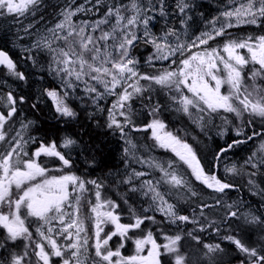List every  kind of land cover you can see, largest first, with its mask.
Instances as JSON below:
<instances>
[{
  "label": "snow or ice",
  "instance_id": "snow-or-ice-1",
  "mask_svg": "<svg viewBox=\"0 0 264 264\" xmlns=\"http://www.w3.org/2000/svg\"><path fill=\"white\" fill-rule=\"evenodd\" d=\"M47 7L45 0H0V18H12L16 40L30 38V44L20 45L25 62L37 65L34 51L50 56L49 71L59 77L61 87L46 88L40 96L52 101L57 123H76L80 113L69 101L86 98L90 105L81 107L88 124L59 143L46 142L33 134L39 132L38 122L23 115L20 106L27 98L11 90L0 93V264H264V35L240 37L229 31L241 25L264 28V0H229L191 40L192 0H176L184 40L167 23L165 0H85L79 5L64 0L52 6L59 9L52 26L41 14ZM82 12L100 15L74 20ZM152 13L165 19L159 34L151 27L156 20ZM141 43L153 49L144 62L148 67L177 56L179 62L172 59L169 67L142 73L133 55ZM0 67L14 80L27 81L2 49ZM81 83L83 97L75 95ZM161 92L168 98L165 104L158 99ZM110 96L116 99L105 109L100 101ZM39 104L37 97L31 108L39 112ZM169 110L187 117L198 132L169 130L164 119ZM105 111L101 123L97 115ZM134 132H150L153 143H137ZM213 132L220 139L231 132L233 138L205 155L208 146L201 136L210 140ZM109 137L123 144V173L109 170L94 179L77 175L73 152L79 149L76 154L94 169L103 163L97 153L104 152ZM249 143L255 147L243 162L224 164V178L212 171ZM141 148L172 155L166 160L145 157ZM133 163L144 170L132 168ZM229 176L246 179L252 194L261 197L260 209L252 210L242 199L229 202L228 191L240 190ZM109 187L127 206L128 223L121 222L119 201L104 196ZM93 190L95 203L88 200L90 215L85 216L82 202ZM106 225L112 230L105 231ZM153 229L163 235L164 244L157 243ZM205 233H214L217 242H205ZM253 233L254 240L249 238ZM113 237H119L115 249L109 246ZM129 240L134 253L122 255ZM186 240L194 242L187 246L195 251H183Z\"/></svg>",
  "mask_w": 264,
  "mask_h": 264
},
{
  "label": "trees",
  "instance_id": "trees-1",
  "mask_svg": "<svg viewBox=\"0 0 264 264\" xmlns=\"http://www.w3.org/2000/svg\"><path fill=\"white\" fill-rule=\"evenodd\" d=\"M64 4V0H45V4L49 5L46 9H42L41 14H43L46 17V22L51 21L55 17V12L59 11V9H55L52 7L56 4ZM165 3L167 5V23L169 26L177 27L179 23V17H178V11H176V0H165ZM195 8L192 10V21L194 22L193 27L195 29H200L201 25L204 24L206 21L212 20L213 17L218 16L219 12L223 10L225 6L229 4V0H205V1H196ZM202 14V15H201ZM156 15L155 24L153 26V29L156 33H159L161 31V28L163 27L165 23V19L161 18L158 14ZM36 19H39V14L36 17ZM9 22L12 23L10 19L5 20L3 18H0V49L7 51L10 57L18 63V70L23 71L27 75V81H18L14 80L13 78L6 75V70L0 67V91L3 94H6L8 91H14L19 97L20 95H23L27 98L28 103L25 105H22L20 107L23 108V115L29 119V120H35L37 121V112L34 111L31 108V104L36 102L37 97H40V103L43 102V111L42 112H48L47 116L51 111H49V107L46 105L48 100L46 96H40V93L46 89V88H57L56 85L52 84L51 76L48 75V61L46 60V57L42 53L33 52V55L36 57V60L38 61L37 65L33 67L32 61L28 60L25 62L22 59V53L21 50H19L17 47L13 46V38H14V32L11 30L9 31V26L7 25ZM197 23V24H196ZM237 32V33H236ZM236 36L240 37H246L249 35L256 36V35H264V28H258L257 26H249V27H243L235 30ZM150 53V47L143 45L142 43L137 46L133 50V54L136 55L140 60V68L139 70L142 73H156L159 70L166 68L165 66H160L157 63L154 64L153 67H148L144 64V57L149 55ZM42 69V70H41ZM145 83V82H141ZM107 99V100H106ZM104 101L105 105L103 103H100L102 106L104 105L105 109L111 106L114 98L109 97L106 98ZM158 99L160 100L161 104H165L168 102V99L164 97V93L161 92L158 96ZM83 101H87L86 99L80 100V99H72L69 101V103L78 111L80 112L79 120L73 124V130H70V127L68 129L67 125H64L63 123H57V121L54 119V131L56 128V131L59 130V134L57 135V141H59L62 136L65 134H72L75 135L78 130L79 126L82 124H88L85 120V111L82 109L81 105L84 104ZM138 101V100H137ZM103 102V101H101ZM138 108L140 107V102L138 101ZM90 105V103H89ZM89 111H92L93 109L90 107L87 109ZM107 116V111H106ZM54 117V116H53ZM97 119H99V114L97 115ZM165 119V117H164ZM142 121L139 120L138 125ZM89 128H91V125H88ZM64 130V131H63ZM256 130H260V125L257 123ZM63 131V132H62ZM34 134V133H33ZM232 133L230 132L228 136L225 137V140L220 141L219 138H214L212 136V139H207V137H203V141L205 144H207V150L204 153L205 155H209L211 152L217 150V145H223L225 141H229L232 138ZM133 137L136 138V142L144 145H151L153 141H151L148 137V135L144 133H136L133 135ZM87 139V137H85ZM33 149L35 146H32ZM122 147L123 144L121 141H119L118 138H111L109 137L107 139V143L104 145V152L103 153H97V159L102 160L103 163L94 169L88 168V166L84 163L85 157L84 155H77L76 152H79V149L76 150V152H73V160L76 162V167L73 169V171L76 172L77 175H81L86 179H94L97 177H103L106 173L109 172V170L112 171V173H115L116 171H120L123 173L125 165L122 159ZM255 147V143H249L247 145L241 146L239 150H237L235 153H229V158L226 159L224 162H222L218 169L213 168L212 171L217 172V174L221 177H225L224 172V164H231L232 162H243V160L250 154L252 149ZM141 152L145 157L147 156H153L158 159H167V155L165 152L160 148H154L150 152L145 151L143 148H141ZM155 175H159V173H156ZM228 179L239 185L240 190H230L228 191V200L231 202L232 200L242 199L246 205H250L252 210L260 209V206L262 204L261 197L259 195H253L252 192L249 190V188L246 186V179L241 177H231L229 176ZM264 187V185H262ZM124 189L122 188L121 191ZM207 191V190H206ZM104 196L108 197L111 196V198L118 200L119 197L114 189L109 187L104 191ZM93 194H85V199L82 202V206H86L88 203V200L93 199ZM135 199V198H134ZM121 207L117 209L118 213L121 215V220L123 222L128 223V209L127 206L123 204V201H119ZM89 204V203H88ZM146 206V205H145ZM186 207V206H184ZM242 210H248L247 208H244ZM153 213H149V215H152ZM215 215V213H212ZM157 219H162L159 214L156 213ZM154 231V237L156 238L158 244H162L163 235L160 232ZM175 232V229L168 230V234H173ZM249 238L254 240L255 234H249ZM204 240L207 243H214L217 242V238L214 233H205L204 234ZM165 243V242H164ZM163 243V244H164ZM186 244V247L183 249V251H195L194 247H188L187 245H193L194 242L190 240H186L184 242ZM226 248H230L231 246L225 244ZM126 253V252H125ZM165 259H168L165 257ZM227 260L228 258L225 257ZM232 264H236V261L233 260Z\"/></svg>",
  "mask_w": 264,
  "mask_h": 264
},
{
  "label": "rangeland",
  "instance_id": "rangeland-1",
  "mask_svg": "<svg viewBox=\"0 0 264 264\" xmlns=\"http://www.w3.org/2000/svg\"><path fill=\"white\" fill-rule=\"evenodd\" d=\"M196 1H201V0H192V2H194V3H195ZM202 1H205V0H202ZM120 2H122V3H128V0H120ZM144 2L147 3V0H144ZM84 3H85V0H75V4H76V5L84 4ZM85 7H88V5L86 4ZM158 7H159V5L157 4V8H158ZM152 14L154 15L155 13H152ZM156 14H158V13H156ZM99 15H100V14L97 13L95 16H93L91 13H83V12H82V13H78L77 16L74 17V20L79 21V20H84V19H96V18L99 17ZM188 15L192 17V15H193L192 11L189 12ZM179 16H180V14L178 13V17H179ZM8 19H10V20L12 21V18H8ZM8 19H6V20H8ZM55 22H56V19H55V17H54L51 21L47 22V26H52ZM25 23H28V21H25ZM154 24H155V20L152 22V25H151L152 30L155 32V30L153 29ZM193 24H194V22L192 21V19L188 21V36H187V39H189V40L193 39L196 35H199L200 32L206 30V23L202 24L201 27H200V29H197V30L195 29V27H193ZM196 24H197V23H196ZM7 25L9 26V28L11 29V31L14 32V34H15L16 31H17V26L14 25V24L11 23V22H9ZM249 26H255V25H241V26H239V27H235V28L229 29V31H230L233 35H236V34H235V30H237V29H239V28H243V27H249ZM37 27L42 28V27H44V25H43V24H40V25H37ZM176 29L181 33V40L186 39V37L183 35V31H184V29L181 27L180 23H178ZM155 33H156V32H155ZM159 33H160V32H159ZM159 33H157V34H159ZM236 33H237V32H236ZM20 35L23 36V33L21 32ZM218 39H219V38H218ZM13 41H15V44L13 43V46L17 47L19 50H21L20 45H28V44L31 43V40H30L29 37H24V38L21 39V40H16V36H15V35H14ZM13 41H12V42H13ZM221 43H222V41H221ZM213 46H215V45H213ZM149 47H150V53H149V54H151L152 51H153V49H152V46H151V45H149ZM241 51H242L243 54L246 55V50H241ZM34 52L42 53V54L45 55L46 60L48 61V70H47V73H48V75L51 76V79L53 80V81H52V84L56 85L57 89H59V88L61 87L59 77H58L57 75H55V73H51V72L49 71V61H50V56H49L46 52H39V51H34ZM133 55H134V54H133ZM134 56H136V55H134ZM148 56H149V55L145 56L144 59L146 60ZM136 57H137V56H136ZM137 59H139V58L137 57ZM172 59H176V61H177V63H178L180 57L177 56V57H174V58H170L168 61H154L153 64H156V63H157V64L160 65V66L169 67V65L171 64V60H172ZM139 61H140V60H139ZM144 62H145V61H144ZM140 63H141V62H140ZM144 64H145V63H144ZM172 66L174 67L175 65H172ZM139 68H140V65H139ZM83 87H84V85L81 83V84L79 85V87H78L77 89H75V95L83 97V96H84V93H83V91H82ZM101 90H102V89H101ZM69 91L72 92L73 90H72V89H69ZM222 91H225V92H226V91H227V87L225 86L224 88H222ZM0 92H1V91H0ZM110 97H113L114 100L116 99L115 96H110ZM164 97H165L166 99H168L167 96H166L165 94H164ZM107 98H109V97H107ZM106 100H107V99H106ZM106 100H105V101H106ZM114 100H113V101H114ZM90 103H91V102H90ZM133 103H134V107H136V108L138 109V106H139L138 101H134ZM137 122H139V120H138ZM185 122H186V126H187V125H190L189 120H188V121H185ZM216 123L219 124L220 121L217 120ZM16 126L19 127V124H17ZM187 129H188V128H187ZM188 130H191V129L189 128ZM197 132H198V131H197ZM212 134H213V136L215 135L214 132H213ZM180 135L183 136V135H184V132L180 133ZM190 137H191V136L187 137V139L189 140V142H190V139H189ZM203 137H204V136H201V139H203ZM132 168H135L136 170H144V169L141 168V165L136 164V163H133V164H132ZM128 170L131 171V168L128 169ZM91 194H93V197H94V198L92 199V203H95L94 190L92 191ZM90 206H91V205L88 204V203L86 204V206H82L81 211H82V214H83V215H85V216L90 215V212H89ZM146 206H147V205H146ZM146 206H145V207H146ZM157 214H158V213H157ZM121 222H122V223H126V222H123V220H121ZM87 223H88V227H89V230H88V231H89V235H91L92 232H93V228H92L91 221L89 220ZM109 230H112V226H111V225H106V226H105V231H109ZM102 235H103V234H102ZM162 241H163V242H162V244H163V243L165 242V240L162 239ZM92 242H93V241H90V243H92ZM118 243H119V237H113V239L109 242V246H110L111 248L115 249V248L117 247V244H118ZM157 243H158V242H157ZM121 252H122V255H125V256L132 255V254L134 253V245H133V243H132L131 240H129V241H127V242L125 243V247H124L123 249H121ZM125 252H126V253H125Z\"/></svg>",
  "mask_w": 264,
  "mask_h": 264
},
{
  "label": "flooded vegetation",
  "instance_id": "flooded-vegetation-1",
  "mask_svg": "<svg viewBox=\"0 0 264 264\" xmlns=\"http://www.w3.org/2000/svg\"><path fill=\"white\" fill-rule=\"evenodd\" d=\"M1 93V92H0ZM47 97V96H46ZM86 99V98H85ZM47 100H48V102H47V106L49 107V111H51L50 113H49V115L47 116V114H48V112H47V114H46V112H42L43 111V106H44V104H43V102H41L40 104H39V107H40V111L39 112H37V127L39 128V132L37 133V132H33L34 133V135H39L42 139H44L46 142H51L52 140H56L57 141V135L59 134V130H57L56 131V128H55V131L53 130L54 129V119L52 120V118H53V116L55 115V110H54V107L52 106V101L50 100V99H48L47 98ZM87 100V99H86ZM103 102H101L100 101V103H103L104 105H105V101L104 100H102ZM83 103L84 104H86V105H89V103H90V101H83ZM103 105V106H104ZM90 107H88V109H89ZM89 111V110H88ZM80 113V112H79ZM84 117H85V115H84ZM164 117H165V121H166V123L168 124V128H169V130H171V131H177L178 129H191V130H188L189 132H192V133H197V131H198V129H196L195 128V126L194 125H192L191 123H190V125H187L186 126V122L185 121H188V118L187 117H185V116H183L182 114H178V113H176V112H174V111H166L165 112V115H164ZM104 118H106V111L104 112V113H102V114H99V119L101 120V123H103V119ZM85 120H86V117H85ZM86 122L88 123V121L86 120ZM73 124L74 123H72V124H68L67 125V127H68V129H69V127H70V130H73ZM64 131V130H63ZM62 131V132H63ZM183 131H181L180 133H182ZM136 133H144V134H146V135H148V137H150V132H134V133H132V136L134 135V134H136ZM179 133V134H180ZM212 136H213V134H212ZM214 138L216 137V138H219V137H217V136H213ZM226 137V136H225ZM225 137H224V139H220L219 138V140L220 141H222V140H225ZM232 138H233V135H232ZM190 139V142H192L191 141V137L189 138ZM60 140H61V138L59 139V141H57V143H59L60 142ZM163 150V149H162ZM164 152H165V150H163ZM165 154L167 155V158L168 157H170L172 154L171 153H168V152H165ZM72 159H73V154H72ZM41 160L42 161H45V162H47V163H49V166L51 167L52 165H51V161H49V158H46V157H42L41 158ZM89 187V189H91L92 188V186L91 185H89L88 186ZM86 227H87V229L89 230V227H88V223H87V225H86ZM33 230H34V227H33ZM89 232V231H88Z\"/></svg>",
  "mask_w": 264,
  "mask_h": 264
}]
</instances>
